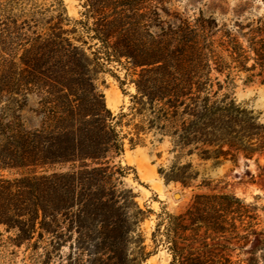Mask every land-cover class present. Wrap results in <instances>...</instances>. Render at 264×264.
<instances>
[{
    "label": "trees",
    "instance_id": "16d2710c",
    "mask_svg": "<svg viewBox=\"0 0 264 264\" xmlns=\"http://www.w3.org/2000/svg\"><path fill=\"white\" fill-rule=\"evenodd\" d=\"M158 2L83 0L73 20L62 0L47 9L0 0V174L23 172L0 175V226L16 232V248L39 231L54 237L55 249L68 243L86 264H143L149 254L138 232L150 212L123 189L119 159L126 147L149 146L153 164L167 156L157 168L164 188L192 194L179 213L156 215L150 242L168 264H244L231 255L251 236L264 251L259 208L215 191L205 176L208 164L264 156V123L237 101L230 79L234 69L258 67L264 84V16L216 39L215 22L201 15L162 22ZM105 74L129 96L117 114L99 91ZM29 96L35 129L19 114Z\"/></svg>",
    "mask_w": 264,
    "mask_h": 264
},
{
    "label": "rangeland",
    "instance_id": "374dc122",
    "mask_svg": "<svg viewBox=\"0 0 264 264\" xmlns=\"http://www.w3.org/2000/svg\"><path fill=\"white\" fill-rule=\"evenodd\" d=\"M34 1L43 9L49 8L50 0ZM62 2L68 17L79 20L84 12L83 0H62ZM156 7L161 21L165 23H173L175 14L182 15L189 21L200 15L205 19L213 20L218 30L216 39L225 33L236 36L237 27L255 24L264 16V0H161ZM243 32L245 33L246 30ZM239 43L244 47L246 45L243 39H240ZM253 64L254 61L249 60L245 67L250 69ZM109 70L120 80L123 79L125 72L120 67L113 65ZM259 71L257 67L254 71L243 74L234 69L231 71L230 79L234 83V96L237 101L242 102L255 114H259L264 123V84H261L263 77L257 76ZM251 76L253 78L247 84V78ZM223 79L224 77L220 78ZM98 87L107 109L112 114H117L122 108L128 107L129 96L122 93L112 75L101 76ZM123 90L133 93L132 88L124 87ZM27 101L26 106L19 113L20 117L29 129L38 128L40 120L33 113L36 109V98L29 96ZM166 158V154H163L161 161L153 164L155 159L151 156V148L147 146L135 150L126 147L123 156L119 159L120 166L127 169V177L122 180L123 189L132 190L139 208L150 212L138 232L145 239V253L149 254L143 264L169 263L170 257L166 251L161 247L155 250L150 242L156 215L162 209L168 213H179L192 195L189 191H182L179 186L164 188L157 175V168ZM205 169V176L213 181L212 189L234 195L259 208L260 227L257 231H264V156L246 159L242 154H238L232 161H226L217 168L212 169L208 164ZM22 173L3 172L0 175L12 180L23 177ZM50 173L49 170L47 174ZM43 174L42 170L37 171L38 176ZM174 195H180V200H176ZM15 234V231L0 226V255L3 258L1 264H86V256H79V253L69 248L68 243L55 249L54 237L50 234L38 231L30 243H24L18 248L13 245ZM239 246L242 250L236 249L232 252V261L241 260L244 264H248L247 261L251 260L254 264H264V251L258 249L257 236H251ZM233 247L238 248L237 245Z\"/></svg>",
    "mask_w": 264,
    "mask_h": 264
},
{
    "label": "water",
    "instance_id": "95a60500",
    "mask_svg": "<svg viewBox=\"0 0 264 264\" xmlns=\"http://www.w3.org/2000/svg\"><path fill=\"white\" fill-rule=\"evenodd\" d=\"M174 198H175L176 200H180V195H174Z\"/></svg>",
    "mask_w": 264,
    "mask_h": 264
}]
</instances>
